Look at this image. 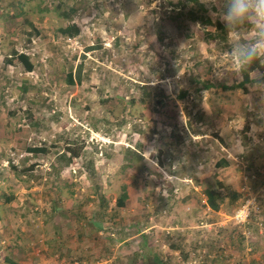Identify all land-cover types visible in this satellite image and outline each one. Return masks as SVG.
I'll use <instances>...</instances> for the list:
<instances>
[{
    "label": "rangeland",
    "instance_id": "1",
    "mask_svg": "<svg viewBox=\"0 0 264 264\" xmlns=\"http://www.w3.org/2000/svg\"><path fill=\"white\" fill-rule=\"evenodd\" d=\"M169 1L0 0V264H264V71L226 89L255 34L212 38ZM201 1L221 21L225 0ZM25 129L46 153L21 149ZM225 185L256 203L246 223L207 206Z\"/></svg>",
    "mask_w": 264,
    "mask_h": 264
},
{
    "label": "trees",
    "instance_id": "2",
    "mask_svg": "<svg viewBox=\"0 0 264 264\" xmlns=\"http://www.w3.org/2000/svg\"><path fill=\"white\" fill-rule=\"evenodd\" d=\"M181 1H184L182 4ZM179 0L177 3L173 2L172 0L169 1L170 5L173 6L172 9H179L180 11H177V14L174 16V19L176 22H191L194 24H201V25H212L216 28V33L211 34L212 38L218 39V37H223L224 39L228 38L227 30L225 28V25L218 20V22H215L213 19V16L211 17V14L213 11H217L215 7H212L211 9L201 0ZM189 9L187 10V13H184L185 9L188 6ZM182 6V7H181ZM184 7V8H183ZM63 16L67 19H70L75 13L76 8L72 7L68 9L67 11L64 10ZM34 30L37 32V28L34 27ZM61 35L65 38H76L81 34V28L77 24H70L65 28L60 29ZM161 36L158 37L160 41L164 39L163 33H161ZM17 59L19 63H22L23 65L27 66L28 70L33 69V65L29 61V56L26 54H16ZM12 63V60H6L5 67H8V65ZM85 71V64L80 63L76 70L75 74L70 73L68 75V80L71 85H75L77 83H80L82 81L83 75ZM254 71H264V64L261 61L254 62L246 71L243 76V78L237 83L234 84L226 89L229 90H236V89H242L245 93H248V85L252 84V82L256 81L255 79L252 80L251 74ZM146 87V86H145ZM202 89H210L214 86L209 82H202ZM189 96L187 92H182L181 97H187ZM30 131L28 129L21 131V142L18 143L19 146H21V149L25 151L28 154H41L46 153V149L43 147H29L28 146V139H29ZM72 147V146H71ZM68 148V152L71 154L74 158H79L80 151L75 148ZM181 155V154H180ZM218 167H229L230 162L228 160L220 159L219 162L216 164ZM23 172H26L24 170ZM256 176H253L255 178ZM123 193L117 200V206L120 208H124L126 201L129 198L128 192L126 187H123ZM205 196H206V203L207 206L213 211V212H219L222 210V205L225 203L226 199L229 200L231 205H238L237 209H240L243 204H245V199L243 192L240 190L234 188L232 185H225L221 190L214 189L212 187H209L205 190ZM6 199V198H5ZM7 201H11L10 199H6ZM237 209L235 211H237ZM234 211V212H235ZM6 263L8 264H20L19 262L6 258Z\"/></svg>",
    "mask_w": 264,
    "mask_h": 264
},
{
    "label": "clouds",
    "instance_id": "3",
    "mask_svg": "<svg viewBox=\"0 0 264 264\" xmlns=\"http://www.w3.org/2000/svg\"><path fill=\"white\" fill-rule=\"evenodd\" d=\"M220 19L229 36L241 25H247L255 34L251 41L229 50L234 78L241 80L254 62H264V0H225Z\"/></svg>",
    "mask_w": 264,
    "mask_h": 264
},
{
    "label": "built area",
    "instance_id": "4",
    "mask_svg": "<svg viewBox=\"0 0 264 264\" xmlns=\"http://www.w3.org/2000/svg\"><path fill=\"white\" fill-rule=\"evenodd\" d=\"M256 208V203L254 201L248 200L245 204L242 205L240 209L237 210V212L234 215V220L238 224H244L248 220H250L252 211ZM108 262H102L100 264H108Z\"/></svg>",
    "mask_w": 264,
    "mask_h": 264
},
{
    "label": "crops",
    "instance_id": "5",
    "mask_svg": "<svg viewBox=\"0 0 264 264\" xmlns=\"http://www.w3.org/2000/svg\"><path fill=\"white\" fill-rule=\"evenodd\" d=\"M138 256V254H136V257Z\"/></svg>",
    "mask_w": 264,
    "mask_h": 264
}]
</instances>
